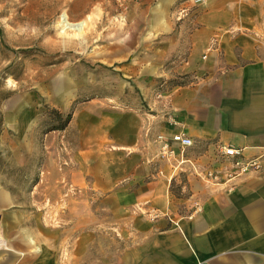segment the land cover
Listing matches in <instances>:
<instances>
[{
	"label": "rangeland",
	"instance_id": "374dc122",
	"mask_svg": "<svg viewBox=\"0 0 264 264\" xmlns=\"http://www.w3.org/2000/svg\"><path fill=\"white\" fill-rule=\"evenodd\" d=\"M173 4L0 0V262L60 241L59 264L86 248L103 253L96 262L113 260L107 222L119 212L102 209L89 179L107 175L108 153L140 126L135 112L156 113L169 92L197 80L198 65L185 67L187 51L165 39L166 25H191L192 6L172 14ZM61 16L82 29H63ZM54 111L69 121L47 130ZM87 217L96 220L88 247L87 228L71 224Z\"/></svg>",
	"mask_w": 264,
	"mask_h": 264
},
{
	"label": "crops",
	"instance_id": "0c3cea01",
	"mask_svg": "<svg viewBox=\"0 0 264 264\" xmlns=\"http://www.w3.org/2000/svg\"><path fill=\"white\" fill-rule=\"evenodd\" d=\"M160 2L174 3L172 14L190 6ZM189 12L190 26L164 31L187 51L185 67L198 65L197 80L169 92L156 113L135 112L140 129L135 124L133 138L117 140L104 178L89 179L102 209L119 212L107 222L118 242L115 257L100 263L94 258L102 252L78 249L70 264H264V0H201ZM125 117L119 113L116 123L123 135ZM174 132L191 145L169 142ZM219 145L241 147L242 158H256L259 168L233 172ZM127 148L134 150L129 156ZM208 171L213 177L203 176ZM95 221L71 223L87 228V247ZM60 248L61 241L0 264H59Z\"/></svg>",
	"mask_w": 264,
	"mask_h": 264
},
{
	"label": "built area",
	"instance_id": "2783aa9c",
	"mask_svg": "<svg viewBox=\"0 0 264 264\" xmlns=\"http://www.w3.org/2000/svg\"><path fill=\"white\" fill-rule=\"evenodd\" d=\"M189 5H197L201 2V0H188ZM187 6L180 7L179 11H184ZM157 138L161 141L162 148L171 153L172 150L169 149L168 141L164 140L162 136L158 135ZM169 142H173L178 144L180 149H183L189 145H191V139L187 136H184L180 132H174L169 137ZM241 147H234L232 145H219L217 147L218 155L226 160L232 169L233 172L243 173L248 171L249 169H257L259 168V163L256 158L251 159H243L241 155ZM204 177H213V173L211 171L205 172L203 174Z\"/></svg>",
	"mask_w": 264,
	"mask_h": 264
},
{
	"label": "trees",
	"instance_id": "16d2710c",
	"mask_svg": "<svg viewBox=\"0 0 264 264\" xmlns=\"http://www.w3.org/2000/svg\"><path fill=\"white\" fill-rule=\"evenodd\" d=\"M54 113L56 114V124L55 125H50V127H47V130H60L63 129L65 127V125L67 124V122L69 121L70 118V114L67 113L64 116L61 115L60 112L58 111H54Z\"/></svg>",
	"mask_w": 264,
	"mask_h": 264
},
{
	"label": "bare ground",
	"instance_id": "6f19581e",
	"mask_svg": "<svg viewBox=\"0 0 264 264\" xmlns=\"http://www.w3.org/2000/svg\"><path fill=\"white\" fill-rule=\"evenodd\" d=\"M61 24L63 25V29H68V28H72L75 29L77 31H80L82 29V23H77V24H69L66 20V16H61Z\"/></svg>",
	"mask_w": 264,
	"mask_h": 264
}]
</instances>
